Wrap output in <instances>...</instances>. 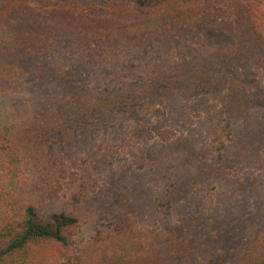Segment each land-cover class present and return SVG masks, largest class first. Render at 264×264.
I'll use <instances>...</instances> for the list:
<instances>
[{
	"label": "trees",
	"instance_id": "trees-1",
	"mask_svg": "<svg viewBox=\"0 0 264 264\" xmlns=\"http://www.w3.org/2000/svg\"><path fill=\"white\" fill-rule=\"evenodd\" d=\"M238 35L214 44L207 31ZM236 63L264 73V0H0V96L20 77L52 79L65 98L0 128V264H185L177 230L141 231L136 214L55 205L77 138L154 114L167 95L219 105L222 155L264 168V122ZM90 225V232L86 233ZM235 264H264V232Z\"/></svg>",
	"mask_w": 264,
	"mask_h": 264
},
{
	"label": "rangeland",
	"instance_id": "rangeland-1",
	"mask_svg": "<svg viewBox=\"0 0 264 264\" xmlns=\"http://www.w3.org/2000/svg\"><path fill=\"white\" fill-rule=\"evenodd\" d=\"M206 33L218 45L238 40L224 28ZM236 68L264 122V73L245 63ZM64 98L56 80L20 77L0 96V128L31 120ZM202 101L167 95L154 114L118 118L79 136L52 202L79 203L87 190L83 199L94 213L132 212L141 231H179L193 251L185 264H235L264 232V168L222 155L214 129L227 127L224 113ZM226 130L235 140L243 123Z\"/></svg>",
	"mask_w": 264,
	"mask_h": 264
}]
</instances>
